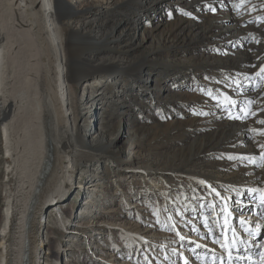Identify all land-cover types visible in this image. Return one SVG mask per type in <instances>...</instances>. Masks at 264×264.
<instances>
[{"label":"bare ground","instance_id":"6f19581e","mask_svg":"<svg viewBox=\"0 0 264 264\" xmlns=\"http://www.w3.org/2000/svg\"><path fill=\"white\" fill-rule=\"evenodd\" d=\"M261 2L250 0L236 8L241 0H108L106 8L94 1L77 10L67 0H0V132L7 153L0 264H44L51 206L52 224L64 233L77 226L78 234L89 238L99 230L90 241L97 235L116 240L118 218L110 223L108 216L125 212L138 221L135 208L151 211L152 229H127L129 245L141 257L138 264H185L186 257L190 264L258 263V243L251 240L258 235L255 221L263 218L264 207L259 193L249 189L264 188V161L259 159L264 155V135L259 134L264 129V73L256 75L264 67ZM66 27H72L69 37ZM105 78L128 83L110 91L100 85ZM80 83L87 92L82 114L91 117L82 126L81 114L74 115ZM99 99H114L117 113L109 125H98L94 107ZM246 111L256 114L244 117ZM81 160L97 167L84 185L76 180ZM108 162L115 177L126 176L129 183L116 178L112 188L106 185L107 174L99 165ZM136 177L144 192H135ZM76 189L86 190L87 197L80 212L68 214L61 200ZM110 189L120 212L111 215L104 208L98 214L95 208L105 203ZM96 190L100 197H94ZM226 204L249 223L241 225L234 215L226 230L227 212H221ZM157 219L164 230L174 226V231L162 238L148 235ZM96 221L97 227L109 224L108 229L94 228ZM225 231L229 236L222 241L219 235ZM233 235L240 250L232 255L243 260H227L222 244L231 247ZM79 237L76 248L83 244ZM115 243L107 242L110 253L102 256L92 241L76 264H122L116 256L121 243ZM71 250L64 249L66 257Z\"/></svg>","mask_w":264,"mask_h":264},{"label":"rangeland","instance_id":"374dc122","mask_svg":"<svg viewBox=\"0 0 264 264\" xmlns=\"http://www.w3.org/2000/svg\"><path fill=\"white\" fill-rule=\"evenodd\" d=\"M67 1H68L69 5L72 8L75 7V9H77V10H85V9H87L88 6H90L92 4V2H94V1L101 3L102 7H104V8L108 7V5H109L108 4V0H83V1L82 0H67ZM71 29H72V27H66V30H67L66 35L68 37L70 35ZM101 83L102 84H100V85L103 88H106V89L111 91L114 88H116V85L117 86H119V85L120 86H124V84L128 83V81L120 79L117 82V84H116L115 82L108 81L105 78L104 81H102ZM85 88H86L85 84H83V83H80L75 88V92H76L75 99L77 101V108L74 110V112H75L74 115L75 114H81V117L78 118L79 126L85 125L86 122L89 123L90 119H91V117L89 115L86 118V116L84 114H82L84 112L83 111V107L86 106V104H84V99L82 100V96H84V93H85ZM90 91H92V90H90ZM101 91H103V90L101 89ZM86 94H87V92L85 93V95ZM99 97H101V96H99ZM113 100L111 99V101L109 103H107V100H106V102H103L102 99H99L98 102L96 103L94 108H95V115H97V121H98V125L99 126L103 125V123H104V125L105 124L109 125L115 119V116H116V113H117V107L115 106V103H114ZM134 103H137V102L134 101ZM121 105H122V103H121ZM118 106H119V104H118ZM95 121H96V118H95ZM5 144H6L5 139H4L3 135H2V133L0 132V233H1V229H2L3 223H4L3 222L4 221V211H5L6 207H7V191H6L7 188L3 185V182L6 179V174H7V169H6L7 165L4 163V158H3V157H5L7 155ZM87 163H88V161H87ZM91 164L92 163H90L89 165H91ZM84 165H85L84 164V160H81L80 161V165L78 164V166L76 168V172H77L76 180H78L79 183H81L83 185H84L85 182H88V180H90L91 177L90 176L88 177V174L91 173L90 171H92V169L97 168V167L94 168V166L87 167V166H84ZM82 166H84L83 168H85V172L84 171H82V172L80 171V168ZM99 166H100L99 170L101 172H103L104 174H107V178L103 179V181L110 188H112V186H114L116 178L119 179L120 184L126 185L127 183H129V179H127L126 176H119V177L117 176V177H115L114 167H113V165L111 163L108 162L106 164H103V166L102 165H99ZM134 182H136L138 184L137 188L135 189V192H139L140 193V192H144L145 191V186L142 183L143 182L142 179L136 177ZM73 183H75V181ZM77 190L78 189H76L75 194H78ZM78 192H79L78 198H74L75 194L72 191L69 195H67L65 198H63L61 200V201H64L66 203V204L65 203H63V204L66 206L68 214L70 212L72 213V211H73V213H76V210L78 212L79 211L78 208H80V206H82V200L85 201V198L87 197L86 195H87L88 192H86V190H85V193L82 191V189H79ZM101 193H102L101 191L97 192V190H96L95 194H94L95 195L94 197L95 198L98 197ZM142 195H143V193L139 194V197H142V198H139V199H141V201L146 200V198H144V196H142ZM106 196H108V198H106L107 200L106 199L104 200L105 203H103V205L101 204V206L95 208V211H97V213L98 214L100 213L101 215H102V212H105V210L106 211L109 210V214H111L113 212L114 213H119L120 211L118 212L117 204H120V203H119V201L116 200V195L112 194V189H110V194L106 195ZM64 205H62V206H64ZM104 208H107V209L103 210ZM51 211H52V206L47 211V219L48 218L49 219H48V223H47V228L45 230V243L46 244H45V248L43 250V256H42V258L40 260L44 264H46V262H52L54 260L59 261L58 262L59 264H76L77 260L75 258L78 257V255H84V253H86L85 252L86 249H88L89 246H93V245H96V244H99L100 248L96 247L94 249V251L96 252V250H97V252H100L102 256H107V255H109L108 252L110 253V251L107 250L108 247H107L106 243L110 242V243H113L115 245L116 241H118V244L121 243L120 247H119V251H121V254L120 255H116V256H119L124 264H138V263L141 262V260H140L141 257H138L139 254L137 252H135L136 254L134 255V253L132 251V247H130V245H129L128 235H127L128 230L127 229L133 227L135 229H139L141 232H145L146 230H147L146 232H148L149 229H152V227L150 226L151 221H150V219H148V218L152 217V214H151V211L150 212L147 211L146 208H144L142 206L138 207L137 209L135 208V210H134L135 214H136L135 216L136 217L139 216V220L138 221H136V218H133V216H129V217L126 216L125 212H120L121 214H119V216H108L107 215L108 216L107 217L108 219H106L107 222L111 223V222H113L114 218L115 219L118 218V219H116L117 223L114 224L116 226L115 227V234H114L116 240L115 241H113V240L111 241L112 235H109L106 238L103 237V239H105L104 240L105 242L103 241V239L99 238L100 235H97V238H96L97 240H94V239L91 240V241L88 240L90 237H92V234H93V237H94V232L95 233L99 232V230H97V229H95V231L93 230V233L92 232L89 233V238H87L85 236L83 237L82 235H79L78 234L79 227L77 228V226L75 227L76 230L74 229V232H72L71 234L64 233L60 226L52 224V220L53 219L50 216V212ZM137 211L140 214H138ZM207 213H209V212H207ZM77 220H78V218L74 219L73 223L74 222L76 223ZM253 221H255V220H253ZM155 222L157 224V227H155V229L151 230V233H147L148 235H154V236H157V238H159V237L162 238L164 235L168 236L170 230L172 231L173 229H175V227L173 226L172 228H170L169 231L166 230V229L164 230V228H162V226H161L160 222L158 221V219ZM98 223L99 222L96 221L93 224L94 228L97 227L96 224H98ZM103 224H104V226L101 225L99 227L103 228V230H107L109 224H105V223H103ZM255 224L259 226V232H258V235H256L254 237V240H251V242H253L252 243L253 245H254V243H258L257 245H259L262 242H264V216H263V218L260 219V221H255ZM71 225H72V223H71ZM114 225H112V226H114ZM99 227H97V228H99ZM53 230L56 233H54ZM77 237H79L80 238L79 240H81V243H83L82 245H80L81 248H76L74 240L76 241ZM106 239H109V240L106 242ZM92 241H93V245L91 244ZM257 245L255 244L254 247H256V249L258 250V254H257L256 257L255 256H253V257L257 258L256 261L258 262L257 264H259V263H261V254L260 253L264 252V248L258 247ZM69 247L72 248L71 252L73 251L74 253H72V254L69 253L68 257H66L65 256L66 251H64V249L69 248ZM130 248H131V250L129 251ZM91 251H92V249H89L87 252H91ZM0 253H1V249H0ZM55 253L58 254V256H57L58 259L57 258L55 259ZM102 256H98V259L101 258ZM116 256L113 259H116ZM206 256H207L206 258L210 259V261L213 259L212 256H208V255H206ZM93 258H95V255L93 256ZM105 262L107 263L106 259H105Z\"/></svg>","mask_w":264,"mask_h":264},{"label":"snow or ice","instance_id":"6c2138e0","mask_svg":"<svg viewBox=\"0 0 264 264\" xmlns=\"http://www.w3.org/2000/svg\"><path fill=\"white\" fill-rule=\"evenodd\" d=\"M245 2H250V0H241V3L236 4L235 7H236V8H239V7H241V4H242V3H245ZM260 7H261V8H264V0H262V2L260 3ZM208 10L211 11V12H215L217 9H216L215 7H209ZM249 10H254V9H249ZM185 14H186V15H189V16L192 15V13H190V12H186ZM217 51H219V50L217 49ZM262 73H264V67H262V68L260 69V71L256 73V75H257V76H261ZM262 79H264V76H262ZM208 94L211 95L210 92H209ZM232 103L235 104L236 101H232ZM246 103H247L248 105H251V104L253 103V101L249 100V101H247ZM255 114H256L255 112L246 111V112L244 113V117H247L248 115H255ZM260 123H261V124H264V120H261ZM252 131L255 132V131H257V130H256V129H253ZM259 134L264 135V129L260 130ZM260 147H261L262 149H264V144H261ZM230 159H235V157H230ZM259 159H260L261 161H264V155H261V157H260ZM252 162H253V163H256V160L253 159ZM260 167L264 168V163H261V164H260ZM212 191H213V192H216V189L213 188ZM249 191L252 192V193H259V197H258V199H259V201H260V206H261V207H264V188H252V189H249ZM217 195H219V194L217 193ZM221 199L223 200V198H221ZM229 199H230V198H229ZM252 199H257V197H256V196H253ZM241 206H243V202H241ZM212 207H215V206L213 205ZM221 212H222V213L227 212V216L224 218V222H223V223H224V226H225V228H226V230H227V229L231 226V220H230V217L232 216V213H231L230 211H228L227 204L225 205L224 208L221 209ZM241 215H243V213H241ZM257 215H259V213H258ZM171 219H172V218L169 217V220H171ZM205 223H207V220H205ZM248 223H249L248 220H240V224H241V225H245V224H248ZM173 230H174V229H173ZM248 231L251 232V231H252L251 228H249ZM226 234H227V233H226ZM253 235H256V233H253ZM180 239L183 240V239H185V237H184V236H181ZM232 240H233V243H232L231 247L229 246L228 243H223V244H222V247H223V248L227 251V253H228V255H227V260H228V261H232V260H243V259H245V257H243V256H233V255H232V251H233V250H235V251H237V252L240 250L239 247H237V245H236V242H235V241H236V236H235V235H233ZM217 242L219 243L220 241H217ZM240 244H244V241L241 240V241H240ZM257 246H258V247H261V248H264V242H262L261 244H259V245H257ZM196 247L199 248V247H201V245L197 244ZM248 258L250 259V257H248ZM261 261H262V264H264V253H261ZM185 264H190V262H189L187 259H185Z\"/></svg>","mask_w":264,"mask_h":264}]
</instances>
